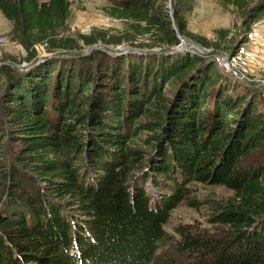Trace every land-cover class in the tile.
<instances>
[{"label":"trees","instance_id":"obj_1","mask_svg":"<svg viewBox=\"0 0 264 264\" xmlns=\"http://www.w3.org/2000/svg\"><path fill=\"white\" fill-rule=\"evenodd\" d=\"M108 1L128 51H64L72 0H0L13 37L61 51L0 66V264H264V93L205 53L174 51L193 0L174 14L169 0ZM218 2L247 34L264 19V0ZM230 31L197 38L221 49ZM199 185L232 194L202 199ZM183 202L215 231L171 237Z\"/></svg>","mask_w":264,"mask_h":264},{"label":"rangeland","instance_id":"obj_2","mask_svg":"<svg viewBox=\"0 0 264 264\" xmlns=\"http://www.w3.org/2000/svg\"><path fill=\"white\" fill-rule=\"evenodd\" d=\"M44 1L48 0H39V2ZM109 5L108 0H72L69 20L64 28L60 29L58 37L71 39L68 41L73 47L66 48L64 51L87 54L96 49L117 50L118 52L125 47H132L133 40L116 43L117 39L124 35L126 24L121 18L109 14ZM169 6L173 14L179 8L176 2L173 7L169 2ZM183 14L186 17L190 35L181 37V42L176 46L175 52L205 53L215 60V57L222 53L231 56L234 54L233 48L240 44L239 51L241 52L236 55L235 70L231 72V75L240 83L244 81L264 93V40H259L260 34L264 35V19L254 23L247 34L245 27L241 25L242 17L235 12L233 6L226 9L220 5L218 0H193L190 8L183 10ZM220 28L231 30L228 38L223 42V48L212 50L211 47H205L199 43L197 37L217 39L216 30ZM13 31V22L0 11V66L4 63L13 66L26 65L33 51L36 56L42 55V57L51 53L58 55V52H61L50 51L43 43L27 47L19 39L13 37ZM90 35L97 38L93 45L86 44L83 38V36ZM148 41L144 38L136 40V42L143 43ZM202 47L208 50L203 51ZM60 50L63 51V49ZM213 68L227 73L216 62ZM140 135L144 137L147 132L143 130ZM199 188L202 199L224 200L232 194V191L225 186L199 185ZM188 224H191L194 229L206 228L215 231V226L208 222V211L204 208L198 211L186 202L173 210L166 230L171 237H177L176 227ZM164 249L174 251L171 245ZM182 259L185 260L184 257Z\"/></svg>","mask_w":264,"mask_h":264},{"label":"built area","instance_id":"obj_3","mask_svg":"<svg viewBox=\"0 0 264 264\" xmlns=\"http://www.w3.org/2000/svg\"><path fill=\"white\" fill-rule=\"evenodd\" d=\"M240 52H241V50L239 52H237L236 54H232L231 56H227L226 54L222 53L221 55H217L215 57V61L227 73L231 74V72H233L235 70L234 65H235L236 55L239 54Z\"/></svg>","mask_w":264,"mask_h":264},{"label":"water","instance_id":"obj_4","mask_svg":"<svg viewBox=\"0 0 264 264\" xmlns=\"http://www.w3.org/2000/svg\"><path fill=\"white\" fill-rule=\"evenodd\" d=\"M169 2H170V5H171V7H173V5H174V3L176 2V0H169ZM171 14H173V12L171 11ZM199 46V45H198ZM200 47V46H199ZM202 49H203V51H207L208 49H206V48H203L202 47ZM128 50H130V48L128 47V48H123V49H121V50H119L118 52L119 53H121V52H125V51H128ZM52 55V53L50 54V55H45V56H51ZM41 60L42 59V55H38V56H36L35 55V57L33 58V59H31V60H29L27 63H26V65H19L18 67L19 68H27V67H30V66H32L37 60ZM38 60V61H39Z\"/></svg>","mask_w":264,"mask_h":264},{"label":"crops","instance_id":"obj_5","mask_svg":"<svg viewBox=\"0 0 264 264\" xmlns=\"http://www.w3.org/2000/svg\"><path fill=\"white\" fill-rule=\"evenodd\" d=\"M260 41L261 40H264V35H262V34H260V39H259Z\"/></svg>","mask_w":264,"mask_h":264}]
</instances>
